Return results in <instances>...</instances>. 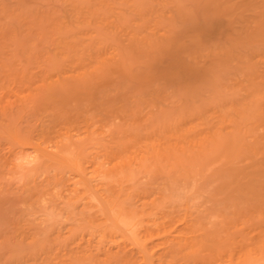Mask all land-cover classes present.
<instances>
[{
    "label": "rangeland",
    "instance_id": "374dc122",
    "mask_svg": "<svg viewBox=\"0 0 264 264\" xmlns=\"http://www.w3.org/2000/svg\"><path fill=\"white\" fill-rule=\"evenodd\" d=\"M222 2L0 0V105L31 101L12 127L54 157L0 136V264H122L145 245L154 264H264V199H215L229 144L254 152L264 131V7Z\"/></svg>",
    "mask_w": 264,
    "mask_h": 264
},
{
    "label": "bare ground",
    "instance_id": "6f19581e",
    "mask_svg": "<svg viewBox=\"0 0 264 264\" xmlns=\"http://www.w3.org/2000/svg\"><path fill=\"white\" fill-rule=\"evenodd\" d=\"M207 1V0H206ZM218 1V3H215L216 4V6L217 7H219V5H221V4H223V2H222V0H217ZM243 1V0H242ZM245 2H247L246 4L247 5H245V6H247L248 7V9L250 8V10L249 11H253L254 12V14L256 13V16H258L257 14L258 13H260L262 10H263V7H264V0H244ZM209 2H210V0H209ZM214 2V1H213ZM231 4H232V2H231ZM231 4H229L230 6H231ZM252 4V5H251ZM249 5H251L250 7H249ZM226 6H228V4L226 5ZM236 6V5H235ZM235 6H234V8H235ZM222 7V6H221ZM224 8V7H223ZM225 8H227V7H225ZM228 8H230L229 6H228ZM239 8V7H238ZM213 9L215 10L216 9V7H213ZM231 9V8H230ZM244 9H245V7H244ZM227 10V9H226ZM228 11L229 12H231L229 9H228ZM233 11H234V9H233ZM237 12H239V11H237ZM241 12V11H240ZM248 12V11H247ZM264 12V11H263ZM263 12H261V14L263 13ZM249 14H251L252 16H253V14H252V12L251 13H249ZM263 15H264V13H263ZM263 15H261V16H263ZM255 16V15H254ZM260 16V17H261ZM259 17V18H260ZM5 19V18H4ZM261 20L262 21H258V24L260 25V23H261V26L259 27V25L257 26V28H256V30L259 28V30L257 31V33H256V35H255V41L256 42H254V39H252V41H253V45H254V47L256 48V46L257 47H259L258 49L256 48V52H257V54H258V52L260 51H262L263 52V46H264V18L262 17L261 18ZM255 30V31H256ZM233 35H236V37H237V34H233ZM241 36V35H240ZM240 36H238L237 37V39H234V37L232 38V37H229V41L231 42V45H230V42L228 41V44H227V42H226V44H227V47L229 46V47H231V49L232 48H236V51L238 52V54L236 53V52H233V55H235L234 53H236V55H239V50H240V44H242L241 43V39H242V36H241V38H239ZM231 39V40H230ZM235 42V41H237V43L235 42V43H233V41ZM261 42H263L262 43V45L263 46H261L260 47V43ZM232 43H233V46H232ZM255 43H256V45H255ZM258 43V44H257ZM225 43H223V45L225 46L226 45ZM237 44V45H236ZM236 46H238V49H237V47ZM0 47H1V45H0ZM18 48V47H17ZM225 48H226V46H225ZM255 48H253L254 49V51H252V49L250 50L251 51V54L252 55H255L256 54V52H255ZM222 49V48H221ZM220 49V50H221ZM249 49V48H248ZM259 49H261V50H259ZM228 51H229V49H227ZM3 52V51H2ZM221 52V51H220ZM226 53H231V51H229V52H226ZM249 53V52H248ZM256 54V55H257ZM230 55V54H229ZM232 55V54H231ZM249 55H250V53H249ZM255 55V56H256ZM224 58V57H223ZM227 59V61H228V58H226ZM225 60V59H224ZM226 61V62H227ZM253 61V60H252ZM244 63V62H243ZM210 64V63H209ZM226 64V63H225ZM248 64V63H247ZM252 64H253V62H252ZM254 65V64H253ZM253 65H251V67L253 66ZM248 66V65H247ZM212 68H210V70H211ZM251 69V68H250ZM261 71V70H260ZM262 73H261V75L263 76V72H264V69L261 71ZM257 73V72H256ZM256 75V74H255ZM261 75H259L260 77H261ZM259 76H256V77H259ZM259 77V79L260 80H257L258 81V83L261 81V82H264L263 81V79L262 78H264V77H261L260 78ZM257 81H255V82H257ZM27 97H29V95L27 96ZM31 100H33L32 99V97L30 98ZM9 102V101H8ZM29 102L31 103V101H29L28 100V102H27V100H26V98H24V99H22L20 102H19V104H17L16 105V108H17V110H15V114H14V107L12 106V105H9V103L7 104V103H4V105H0L1 107H0V112L3 114L2 116V120L4 121V123H0V136L1 135H4L6 138V140H7V142L9 143V141L8 140H10L11 141V143H9L10 144V146L13 144V145H17V147H16V149H14L15 151H14V153H15V155H16V157H17V152L19 151V152H21L20 154H21V156H22V159L24 158L23 157V151H25V146H27V145H29V144H32L31 142H33V141H31L30 142V138L31 137H29V136H31V133H30V131H31V129L29 128H27V129H25V130H22V132H21V128H17V126H15V128H13L12 127V124L15 122V117H19L18 119H20V118H22L23 119V117H24V115H26V114H28L29 112H28V106H29ZM15 103V102H14ZM28 103V104H27ZM28 105V106H27ZM32 105V104H31ZM33 106V105H32ZM30 108H31V106H30ZM256 108V107H255ZM262 108H263V106H262ZM261 107L259 108V110H258V108H256L255 109V111H257V112H255L256 114L258 113V115L255 117V121H254V123H253V126H252V130L253 131H258V129H261V130H264V110L262 109ZM31 110V109H30ZM29 110V111H30ZM263 110V111H262ZM254 111V110H253ZM261 111V112H260ZM28 112V113H27ZM260 112V113H259ZM255 113H254V115H255ZM20 114V115H19ZM251 121H253V119H251ZM0 122H2V121H0ZM42 123V122H41ZM245 126H247V125H245ZM30 130V131H29ZM260 131V130H259ZM30 133V134H29ZM258 133V132H257ZM256 133V134H257ZM33 134V133H32ZM40 134V133H39ZM258 136L260 137V139H263V142H259L260 144H257V141L259 140L258 139ZM33 137V136H32ZM8 138V139H7ZM2 139H3V137H2ZM32 140V139H31ZM59 140V139H58ZM255 143H252V144H255V148H254V152L252 151V145H249V144H242V145H239L240 143L238 142V143H236V141H234L233 142V144L231 143V144H229V145H232V146H228L229 148H230V150H229V152H228V149H227V154L229 155H224L225 157H227V158H229L231 161H229V159L228 160H226L227 162H229V164H232V165H230L231 167H228V171L226 170L225 171V173H223L221 176V183L219 184V187L217 188L218 190L216 191L217 193H215V196H216V201H218V202H220V203H222L223 204V206L224 207H238V206H240L241 205V203H242V199H245V198H247V199H253L254 201H259V200H262V199H264V193H262L261 191H260V189H262L263 187H264V131L262 132L261 131V134L260 135H257L256 137H255ZM45 141V140H44ZM51 141V140H50ZM49 141V142H50ZM60 141V140H59ZM245 143V142H244ZM47 144V143H46ZM56 144H57V141H56ZM55 144V145H56ZM238 144V145H237ZM1 145V144H0ZM45 145V144H44ZM43 145V139L42 140H40L39 142L37 141V143H35V144H32V146H33V149H34V151L36 152V156H32L33 154L35 155V152L31 155V156H27L26 158H24L25 159V161L26 160H30V157H31V160L33 159H36V157L39 159L40 158V162L42 163V164H45V163H51V162H53L54 161V157H52V156H50L49 154H48V152L46 153L45 152V150H47L45 147H43L44 146ZM58 145H60V144H58ZM58 145H56V147H58ZM51 146H52V144H51ZM61 146H59V148H57V150H61V148H60ZM11 148H12V146H11ZM15 148V147H14ZM32 149V150H33ZM59 150V151H60ZM63 150V149H62ZM30 151V150H29ZM12 152H13V149H12ZM55 152V151H54ZM57 152V151H56ZM55 154V153H54ZM57 154V153H56ZM60 154V153H59ZM8 155H10V154H8ZM7 155V156H8ZM14 155V156H15ZM13 156V157H14ZM64 156V155H63ZM62 156V157H63ZM244 156V157H243ZM259 156V157H258ZM10 157H11V155H10ZM9 157V161H7L8 163V168L10 169V170H13V171H16V170H18L17 168H19L20 167V165H18L17 164V162H15L14 161V158L12 157V159ZM35 157V158H34ZM74 157V156H73ZM243 157V158H242ZM7 158V157H6ZM19 158H20V156H19ZM250 159L248 162H247V164L244 166V167H241L240 166V169H237L238 167V165L237 166H235L237 163H239V162H241L242 163V161H244V159ZM11 159V160H10ZM16 159V158H15ZM51 159L53 160V161H51ZM76 159V158H75ZM1 160V159H0ZM60 160V159H59ZM78 160V159H77ZM2 161V160H1ZM0 161V167H1V165L2 164H4L3 162H1ZM4 161V160H3ZM51 161V162H50ZM63 161V160H62ZM28 162V161H27ZM226 162V163H227ZM54 163H56V162H54ZM58 163H61V161L60 162H58ZM244 163V162H243ZM24 164V163H23ZM62 164H64V162L62 163ZM240 165V164H239ZM3 166V165H2ZM6 166V165H5ZM58 166H59V164H58ZM234 166H235V168H234ZM61 167V166H60ZM8 169V170H9ZM22 169V168H21ZM4 172V171H3ZM4 174V173H3ZM226 176H228V177H226ZM94 181V180H93ZM69 182H71V181H69ZM78 183H79V179H78ZM75 184V183H74ZM78 185V184H77ZM76 187V186H75ZM78 187V186H77ZM74 188V187H73ZM79 188V187H78ZM75 189H73L72 191H74ZM78 190V189H77ZM76 191V190H75ZM76 192H78V191H76ZM102 192V191H101ZM73 193V192H72ZM72 195V194H71ZM70 195V196H71ZM74 195V194H73ZM105 195H106V193H105ZM102 196V195H101ZM72 197V196H71ZM105 197V196H104ZM104 199V198H103ZM106 199V198H105ZM221 204V205H222ZM101 205V204H100ZM111 207V206H110ZM222 207V206H221ZM116 209V208H115ZM224 209V208H223ZM113 210V209H112ZM110 214V213H109ZM112 214V213H111ZM120 217V216H119ZM114 218V217H113ZM106 219V218H105ZM116 221H118L117 219H115ZM114 220V221H115ZM133 220V219H132ZM139 221V220H138ZM122 222V221H121ZM131 222V221H130ZM126 223V222H125ZM119 224H120V222H119ZM130 225V224H129ZM146 225V224H145ZM144 225V226H145ZM147 226V225H146ZM150 226V225H149ZM127 227V226H126ZM133 227V226H132ZM186 227V226H185ZM115 228V227H114ZM124 228V227H123ZM148 228V227H147ZM167 228V227H166ZM165 228V230L167 231V229ZM169 228V227H168ZM128 229V228H127ZM126 229V230H127ZM131 229V227L129 228V230ZM152 229V228H151ZM149 230V229H148ZM160 230H162V231H160L159 232V234H161V232L163 233L164 231V229H160ZM132 231V230H131ZM130 231V232H131ZM152 231H153V229H152ZM156 231V230H155ZM169 231V230H168ZM154 232V231H153ZM179 232H180V230H179ZM129 233V232H128ZM152 233V232H151ZM154 233H156V232H154ZM157 233H158V229H157ZM156 233V234H157ZM181 233V232H180ZM190 233V232H189ZM147 234V233H146ZM156 234H154V235H156ZM164 234V233H163ZM167 234V233H166ZM185 233H183V235H184ZM186 234H188V233H186ZM93 235V234H92ZM147 235H149V234H147ZM145 236L144 235V237L145 238H149L148 236ZM154 235H153V237H154ZM168 235H169V239H168V237H166L165 239H163V241L162 242H160V243H162L163 244V249H164V251H166V254H168V252L169 251H171L170 250V248L171 247H173V248H171L172 250H175V247L176 246H178V244H179V247L181 248V245L182 244H180V241H178V240H180L182 237H179V235L177 236V234H176V236L174 237V235H172L171 237H173V240H174V238H177V240L176 241H178L177 243V245H173L172 246V244H170V242L168 241V240H170V234L168 233ZM182 235V236H183ZM209 235H210V233H201V234H199V236L200 237H202V238H204V239H206L207 237H209ZM181 236V235H180ZM199 236H197V238L199 237ZM108 237V236H107ZM152 237V238H153ZM179 237V238H178ZM185 236H183V238H184ZM194 236H192V238H193ZM100 238V237H99ZM161 238V237H160ZM164 238V237H163ZM182 238V239H183ZM187 238H188V236H187ZM189 238H191V237H189ZM189 238L188 239H186V240H189ZM191 238V239H192ZM195 238V237H194ZM168 239V240H167ZM131 240H132V238H131ZM165 240V241H164ZM184 240V239H183ZM133 241H135V238H134V240ZM136 241H138V240H136ZM153 241V240H152ZM189 241H191V242H193L192 240H189ZM150 242H151V240H150ZM155 242V241H154ZM158 242V243H159ZM167 242H169V245H170V248H168V246L169 245H166L167 244ZM184 242V241H183ZM133 243V242H132ZM142 243V242H141ZM159 243V244H160ZM165 243V244H164ZM187 242H185L184 244H186ZM140 244V243H139ZM193 244H195V245H191V244H189L190 245V250H191V246H192V248L194 247V246H196V243H193ZM152 245V244H151ZM151 245H147V247H150ZM97 246H98V244H97ZM118 246V245H117ZM146 246V245H145ZM145 246H144V248H145ZM153 246V245H152ZM152 246L150 247V248H152ZM182 246H186V245H182ZM121 247V246H120ZM128 247V246H127ZM179 247L177 248V249H179ZM97 248V247H96ZM123 248L124 247H121V249H122V251H124L123 250ZM143 248V249H144ZM189 248L188 249H186V250H189ZM99 249V248H98ZM121 249L119 250V252L121 253L122 251H121ZM125 249V248H124ZM143 249H142V251H137V252H135V251H132V252H124V257H122L123 258V260H121V261H123V263L122 264H154L155 262L152 260L153 258H152V256H151V254H149L151 251H149L150 249L149 248H147V250L149 251V253L148 252H144L143 251ZM153 249V248H152ZM182 249H184V247L182 248ZM144 250H146V248L144 249ZM185 250V251H186ZM102 251V250H101ZM111 251V250H110ZM178 251V250H177ZM183 252H185L184 250H182ZM193 250H191V252H192ZM104 252V251H103ZM107 252H108V250H107ZM174 252V251H173ZM187 252V251H186ZM106 253V252H105ZM108 253H111V252H108ZM107 253V254H108ZM123 253V252H122ZM171 253V252H170ZM169 253V254H170ZM168 254V255H169ZM176 254V253H175ZM187 254V253H186ZM178 255V254H177ZM107 256V255H106ZM116 256H119V254L118 255H116ZM116 256H115V258H116ZM161 256V255H160ZM112 257V256H111ZM171 257V256H170ZM86 258V257H85ZM120 258V257H119ZM181 258V257H180ZM180 258H177V259H180ZM101 259V258H100ZM108 259V258H107ZM106 259V260H107ZM113 259V258H112ZM159 259V258H158ZM173 258L171 257L170 258V260H171V262L173 261L172 260ZM176 259V260H177ZM79 260V259H78ZM81 260V259H80ZM106 260H105V262H106ZM111 260V259H110ZM161 260V259H160ZM169 260V261H170ZM164 261V260H163ZM116 262V261H115ZM154 262V263H153ZM165 262V261H164ZM167 262H168V258H167ZM93 263V262H92ZM96 263H98V262H96ZM120 264H121V262H119ZM118 263V264H119ZM166 263V262H165ZM100 264V263H99ZM163 264V263H162ZM169 264H170V262H169ZM172 264V263H171Z\"/></svg>",
    "mask_w": 264,
    "mask_h": 264
}]
</instances>
